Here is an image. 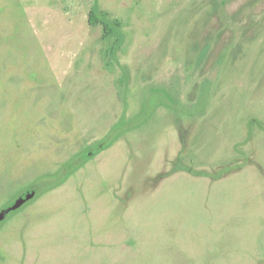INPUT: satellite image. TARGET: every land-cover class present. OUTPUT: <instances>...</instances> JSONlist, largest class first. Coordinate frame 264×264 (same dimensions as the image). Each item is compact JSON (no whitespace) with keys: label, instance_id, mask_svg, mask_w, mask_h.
Returning a JSON list of instances; mask_svg holds the SVG:
<instances>
[{"label":"rangeland","instance_id":"374dc122","mask_svg":"<svg viewBox=\"0 0 264 264\" xmlns=\"http://www.w3.org/2000/svg\"><path fill=\"white\" fill-rule=\"evenodd\" d=\"M0 264H264V0H0Z\"/></svg>","mask_w":264,"mask_h":264},{"label":"trees","instance_id":"16d2710c","mask_svg":"<svg viewBox=\"0 0 264 264\" xmlns=\"http://www.w3.org/2000/svg\"><path fill=\"white\" fill-rule=\"evenodd\" d=\"M90 22H92V24H97L99 22V16H98L97 13H95V12H92L91 13V15H90ZM107 30H109V26L107 27Z\"/></svg>","mask_w":264,"mask_h":264}]
</instances>
